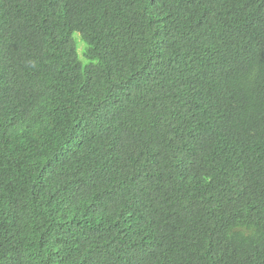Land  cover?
<instances>
[{
    "label": "trees",
    "instance_id": "1",
    "mask_svg": "<svg viewBox=\"0 0 264 264\" xmlns=\"http://www.w3.org/2000/svg\"><path fill=\"white\" fill-rule=\"evenodd\" d=\"M0 264H264V0H0Z\"/></svg>",
    "mask_w": 264,
    "mask_h": 264
},
{
    "label": "rangeland",
    "instance_id": "2",
    "mask_svg": "<svg viewBox=\"0 0 264 264\" xmlns=\"http://www.w3.org/2000/svg\"><path fill=\"white\" fill-rule=\"evenodd\" d=\"M74 40L77 41V45H79V43L81 42L80 37L76 34L74 35ZM82 48H83V46L80 44V46L78 47V52L80 55L82 54ZM80 55H79V60L84 63L85 60H84L83 56L82 55L80 56Z\"/></svg>",
    "mask_w": 264,
    "mask_h": 264
}]
</instances>
